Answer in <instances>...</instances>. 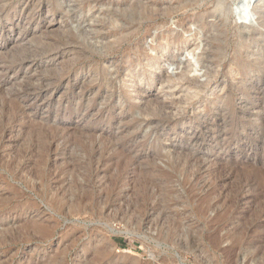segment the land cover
I'll return each mask as SVG.
<instances>
[{"label":"rangeland","instance_id":"1","mask_svg":"<svg viewBox=\"0 0 264 264\" xmlns=\"http://www.w3.org/2000/svg\"><path fill=\"white\" fill-rule=\"evenodd\" d=\"M0 156V264H264V0H0Z\"/></svg>","mask_w":264,"mask_h":264},{"label":"bare ground","instance_id":"2","mask_svg":"<svg viewBox=\"0 0 264 264\" xmlns=\"http://www.w3.org/2000/svg\"><path fill=\"white\" fill-rule=\"evenodd\" d=\"M39 1H40V0H39ZM47 9H49V8H47ZM20 12H21V9H20ZM19 14H20V13H19ZM246 18H247V17H246ZM250 21H251V20H250ZM52 44H53V43H52ZM161 53H162V52H161ZM50 84H51V83H50ZM26 87H27V86H26ZM134 88H135V87H134ZM10 106H11V105H10ZM0 157H2V156H0ZM234 166H236V165H234ZM250 167H251V166H250ZM8 170H9V169H8ZM259 172H260V171H259ZM260 173H261V172H260ZM263 173H264V170H263ZM263 173H262V174H263ZM257 174H259V173H257ZM255 175H256V173H255ZM255 175H254V176H255ZM252 176H253V175H252ZM263 176H264V175H263ZM263 176H261V174H260V178H259V175H258L257 178H259L262 182H264V177H263ZM244 177H245V176H244ZM248 178H249V177H248ZM251 178H252V177H251ZM251 178H250V179H251ZM255 178H256V177H255ZM255 178H254V180H255ZM245 179H246V177H245ZM245 179H243V181H244ZM243 181H242L241 184H243ZM261 181H256V182H261ZM250 182H251V180H250ZM247 184L249 185V183H247ZM243 185H244V184H243ZM248 185H247V186H248ZM263 185H264V184H263ZM263 185H262V186H263ZM215 186H216V185H212V186H211V189L208 190V192H209L208 194H209V195L212 194V193L216 190ZM230 187H231V186H230ZM243 188H244V187H243ZM240 196H241V195H240ZM256 207H257V206H256ZM236 248H237V247H236ZM228 263H229V262H228Z\"/></svg>","mask_w":264,"mask_h":264},{"label":"water","instance_id":"3","mask_svg":"<svg viewBox=\"0 0 264 264\" xmlns=\"http://www.w3.org/2000/svg\"><path fill=\"white\" fill-rule=\"evenodd\" d=\"M241 21H242V19H241ZM243 22H244V19H243ZM246 22V21H245Z\"/></svg>","mask_w":264,"mask_h":264}]
</instances>
